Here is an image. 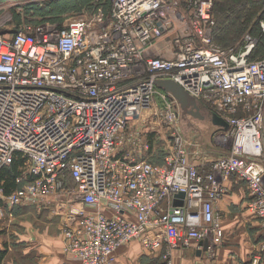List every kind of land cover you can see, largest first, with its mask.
I'll use <instances>...</instances> for the list:
<instances>
[{
    "label": "built area",
    "instance_id": "2783aa9c",
    "mask_svg": "<svg viewBox=\"0 0 264 264\" xmlns=\"http://www.w3.org/2000/svg\"><path fill=\"white\" fill-rule=\"evenodd\" d=\"M215 25L214 0H112L106 15L0 34V169L22 161L19 187L0 186V223L15 208L51 203L77 264H117L136 243L172 264L176 250L223 242L219 182L235 175L260 220L264 257V56L250 59V33L219 46ZM161 41L165 53L154 55ZM157 80L174 81L228 124L215 135L225 153L208 169L198 168L197 142ZM157 94L163 108L149 131L140 121ZM157 128L159 164L150 160Z\"/></svg>",
    "mask_w": 264,
    "mask_h": 264
},
{
    "label": "crops",
    "instance_id": "0c3cea01",
    "mask_svg": "<svg viewBox=\"0 0 264 264\" xmlns=\"http://www.w3.org/2000/svg\"><path fill=\"white\" fill-rule=\"evenodd\" d=\"M164 44L165 41L158 42L152 53L164 54ZM191 125L192 128L189 129ZM212 126V133L216 135L217 127ZM180 128L187 139L197 142L198 155L195 159L199 169H208L214 159L225 153L217 140L211 149L204 140V134L193 132L195 126L187 119L182 118ZM219 184L224 190L216 203V209L222 217L223 242L211 251L197 249L196 245L176 250L172 254V264H250L253 259L262 256L259 245L263 238V229L260 220L248 210L249 193L246 183L232 175L228 179L220 180ZM19 210L25 211L23 216L29 217L26 227L28 230L18 240L3 243V246L0 243L1 248L6 250L2 264H77L64 252L61 217L55 215L51 203H46L41 208L18 207L13 210L14 215ZM13 249L15 254L11 258ZM156 255L146 254L137 243L131 244L119 250L117 264H143L146 259H162L161 252ZM261 259L262 262L258 264L264 262V257Z\"/></svg>",
    "mask_w": 264,
    "mask_h": 264
},
{
    "label": "rangeland",
    "instance_id": "374dc122",
    "mask_svg": "<svg viewBox=\"0 0 264 264\" xmlns=\"http://www.w3.org/2000/svg\"><path fill=\"white\" fill-rule=\"evenodd\" d=\"M111 2L112 0H0V34L10 35L23 25L48 22L57 23L61 26L70 24L76 18L82 16L89 18L97 13L106 15L110 11ZM238 10H240L239 16H236L235 12ZM214 12L216 23L226 17L227 22L225 25L228 24L226 27L228 31L223 35V39L220 42L224 46L237 44L244 34L250 31L255 32L256 26L259 25L260 21L264 20V4L259 0H214ZM250 14L251 17L248 18ZM202 104L205 105L204 103ZM202 104L198 105V108L205 119H192L191 116L184 118L195 126V130L192 129L193 132L204 134L205 142L213 149V143H216L217 138H215V133H212L214 127L209 122L211 111ZM162 108L163 103L157 94L153 99L151 108L143 113L144 116L143 120L140 121V126L143 127L145 125L149 131H152L150 125L157 122L154 121L157 119V116L154 114H158ZM181 122L182 117L180 113L179 124ZM189 127L191 129L192 125ZM155 132L156 144L153 153H158V149L163 148L161 142H158V140H160L161 133H164V131L162 132L161 129L157 128ZM220 145L222 146L221 143ZM259 163L264 168V153L259 158ZM23 213L25 211L19 210L17 215H14L11 219L7 218L4 222L0 223L1 246H3V243L7 244L9 241L18 240L26 234L29 217L23 216ZM34 216L32 220H34ZM14 250L11 252V258L14 257ZM160 260L162 263H165L162 259ZM143 264L152 263L143 261Z\"/></svg>",
    "mask_w": 264,
    "mask_h": 264
},
{
    "label": "trees",
    "instance_id": "16d2710c",
    "mask_svg": "<svg viewBox=\"0 0 264 264\" xmlns=\"http://www.w3.org/2000/svg\"><path fill=\"white\" fill-rule=\"evenodd\" d=\"M262 8H263V6H262ZM220 11H221V9H220ZM239 11L240 10L235 12L236 16H239ZM250 17H251V14L248 15V18H250ZM214 18H215V12H214ZM215 21H216V19H215ZM226 22H227L226 17H224V19H222V20H220V22L218 21L216 23L214 31H213V40L216 44H218L219 46H221L223 48H230V47L235 46L236 44L229 45V46H227V45L224 46V45L220 44V42L223 39V35L225 33H227V31H228V29H226L228 24L225 25ZM256 27H257V29L255 32H253V31H250L251 33L249 32L252 37L258 39V43H257L254 51L252 52L251 56H250L251 60H255L261 56H264V34L261 33V29H260L259 25H257ZM163 153L164 152L162 151V149H160V150L158 149L157 155L151 157L150 160L154 163H157V164L162 163V159L164 156ZM158 155H160V156H158ZM21 165H22V161L19 157H17L13 160V162L11 163L10 166L3 168V169H0V186L4 190L5 194H8L11 191H13L14 189H17L19 187V185L16 184V178L20 174ZM5 255H6V250L2 249L0 251V264H2V262L5 258ZM160 259L161 258L146 259L144 262H150L152 264H165V263H162V261Z\"/></svg>",
    "mask_w": 264,
    "mask_h": 264
},
{
    "label": "water",
    "instance_id": "95a60500",
    "mask_svg": "<svg viewBox=\"0 0 264 264\" xmlns=\"http://www.w3.org/2000/svg\"><path fill=\"white\" fill-rule=\"evenodd\" d=\"M155 85L158 89L170 94L171 98L175 99L179 105L181 111V117L191 116L199 120H203V116L199 112L198 102L187 92H185L178 84L171 80H157ZM210 122L212 125L219 127L223 131L228 129V124L218 116L216 113H210ZM177 197H183V194L180 193ZM203 249L207 251L208 242L207 240L202 242Z\"/></svg>",
    "mask_w": 264,
    "mask_h": 264
},
{
    "label": "flooded vegetation",
    "instance_id": "af4514ba",
    "mask_svg": "<svg viewBox=\"0 0 264 264\" xmlns=\"http://www.w3.org/2000/svg\"><path fill=\"white\" fill-rule=\"evenodd\" d=\"M203 118H205V117L203 116Z\"/></svg>",
    "mask_w": 264,
    "mask_h": 264
}]
</instances>
